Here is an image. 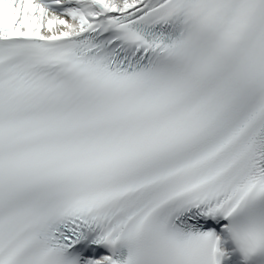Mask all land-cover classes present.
<instances>
[{"label": "snow or ice", "instance_id": "6c2138e0", "mask_svg": "<svg viewBox=\"0 0 264 264\" xmlns=\"http://www.w3.org/2000/svg\"><path fill=\"white\" fill-rule=\"evenodd\" d=\"M0 264H264V0H0Z\"/></svg>", "mask_w": 264, "mask_h": 264}]
</instances>
